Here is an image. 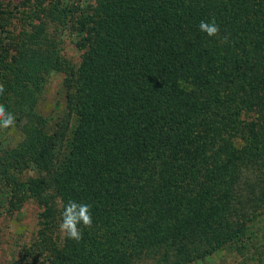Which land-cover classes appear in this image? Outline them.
I'll return each mask as SVG.
<instances>
[{"label": "trees", "instance_id": "trees-1", "mask_svg": "<svg viewBox=\"0 0 264 264\" xmlns=\"http://www.w3.org/2000/svg\"><path fill=\"white\" fill-rule=\"evenodd\" d=\"M71 2L0 0L3 211L91 205L92 228L50 243L49 264H264V0ZM211 19L214 38L198 29ZM67 29L82 57L57 157L36 105L49 74H72Z\"/></svg>", "mask_w": 264, "mask_h": 264}, {"label": "rangeland", "instance_id": "rangeland-1", "mask_svg": "<svg viewBox=\"0 0 264 264\" xmlns=\"http://www.w3.org/2000/svg\"><path fill=\"white\" fill-rule=\"evenodd\" d=\"M6 1L9 0H3V2ZM71 1H79L82 8L94 3V0ZM72 35V32L67 29L60 36L61 53L72 68V74L68 77L61 72L49 74L36 105V112L48 119V130L56 132L54 136L57 157L75 122L79 87L77 66L81 60L82 51L75 48ZM7 138L11 141L18 139V135L8 133ZM52 170L40 174L48 183ZM32 175L37 174L32 173ZM47 189L48 193H51L50 185ZM48 205L46 217L41 216L43 208L32 201L19 205L17 210L11 213H5L0 206V264H49L50 243L59 246L64 237L58 231L59 201L50 199ZM220 256H213L208 264H236L229 256ZM238 264H249V262L242 259Z\"/></svg>", "mask_w": 264, "mask_h": 264}, {"label": "clouds", "instance_id": "clouds-1", "mask_svg": "<svg viewBox=\"0 0 264 264\" xmlns=\"http://www.w3.org/2000/svg\"><path fill=\"white\" fill-rule=\"evenodd\" d=\"M200 32L207 37L214 38L219 35L220 28L215 19L202 20L198 25ZM221 43L227 42V36L221 38ZM4 94V86L0 84V95ZM15 124V116L8 112L3 104H0V129L8 130ZM93 218L91 205L69 200L62 205L60 223L58 224L59 233L68 240L79 242L83 238V230L91 229Z\"/></svg>", "mask_w": 264, "mask_h": 264}]
</instances>
